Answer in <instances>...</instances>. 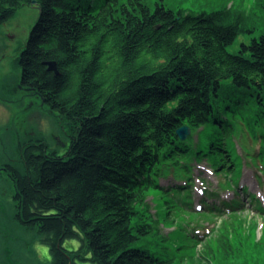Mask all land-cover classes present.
Segmentation results:
<instances>
[{
  "label": "trees",
  "instance_id": "16d2710c",
  "mask_svg": "<svg viewBox=\"0 0 264 264\" xmlns=\"http://www.w3.org/2000/svg\"><path fill=\"white\" fill-rule=\"evenodd\" d=\"M33 3L39 15L15 59L19 83L57 113L69 144L60 154L24 140L6 172L15 218L48 246L52 264H167L166 254L133 242L163 225L149 189L168 203L164 219L181 200L191 206L193 161L264 213L241 186L242 155L264 175V147L240 154L233 134L237 122L264 117V0L211 11L173 10L164 0H0V22ZM240 34L251 35L228 51ZM220 204L222 212L240 203ZM243 222L229 213L203 248L228 261L261 245L258 259L264 240L249 241ZM66 239L79 246L67 249Z\"/></svg>",
  "mask_w": 264,
  "mask_h": 264
},
{
  "label": "rangeland",
  "instance_id": "374dc122",
  "mask_svg": "<svg viewBox=\"0 0 264 264\" xmlns=\"http://www.w3.org/2000/svg\"><path fill=\"white\" fill-rule=\"evenodd\" d=\"M238 2L239 0H164V4L173 10L185 8L193 11L217 10L231 4L234 7L239 4L249 5L250 0ZM38 15L39 9L36 5L24 4L9 20L0 22V264H52L48 246L39 240L33 230L24 227L15 218L12 197L14 189L6 172L8 164L17 161L18 147L27 138H42L49 150H56L60 154L64 153L69 144L57 113L52 112L38 95L22 88L19 83L20 70L15 62L16 55ZM250 35H238L227 46L228 51L236 52L240 42L247 41ZM260 125L262 126L258 127ZM262 130V116L249 123L240 121L234 124V142L240 154L244 152L240 149L241 146L250 148L252 153L258 147H264ZM242 160L250 161L252 157L250 154H243ZM247 161L243 165L241 186H248V193H255L264 206V175L260 172V164L258 162L256 166ZM192 175L194 180L191 206L189 201L181 200L175 212H170L167 219H164L163 214L168 203L164 201L159 189H149L148 200L153 210L158 211L163 225L159 233L142 235L133 242V246L146 248L160 257L166 254L169 257L167 264H261V255L264 252L258 253L256 259L254 250L262 247L261 245H248L240 254L229 257L228 261L222 253L212 255L203 248V243L208 239L214 240L212 235L216 233L217 226L223 219L229 218V213L233 211L244 217L242 227L251 234L249 241L259 238L258 242H261L264 240V213L256 210L255 204L250 201V194L222 188L219 184L222 177L215 174L205 161H193ZM161 181L167 186L175 180L170 176ZM210 190L215 193L206 192ZM232 198L238 199V207H222V212L218 211L222 200L230 201ZM212 204L217 210L207 207ZM63 246L70 250L76 249L79 241L66 239ZM75 262L93 264L88 260Z\"/></svg>",
  "mask_w": 264,
  "mask_h": 264
},
{
  "label": "water",
  "instance_id": "95a60500",
  "mask_svg": "<svg viewBox=\"0 0 264 264\" xmlns=\"http://www.w3.org/2000/svg\"><path fill=\"white\" fill-rule=\"evenodd\" d=\"M50 69H54L55 67L53 66V64H49ZM190 132L189 127L186 125L181 126L180 128L177 129V133L178 135H180L182 138H185L186 135Z\"/></svg>",
  "mask_w": 264,
  "mask_h": 264
},
{
  "label": "bare ground",
  "instance_id": "6f19581e",
  "mask_svg": "<svg viewBox=\"0 0 264 264\" xmlns=\"http://www.w3.org/2000/svg\"><path fill=\"white\" fill-rule=\"evenodd\" d=\"M33 5H35V4L33 3ZM28 35H29V34H28ZM22 46H23V45H22ZM22 46H21V47H22ZM31 92L34 93L33 91H31ZM34 94H36V93H34ZM36 95H38V94H36ZM38 96H39V95H38ZM38 99H39V98H38ZM40 100H41V99H40ZM50 110H51V109H50ZM51 111L54 112L53 110H51ZM55 113H56V112H55ZM62 128H63L64 133H65V127L63 126ZM30 138H31V140L34 139V140H42V141H44V139H42V138H33V136L30 137ZM30 138H27L26 141L29 140Z\"/></svg>",
  "mask_w": 264,
  "mask_h": 264
}]
</instances>
